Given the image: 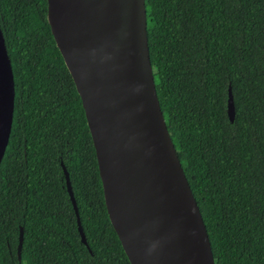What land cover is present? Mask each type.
<instances>
[{"label":"trees","instance_id":"1","mask_svg":"<svg viewBox=\"0 0 264 264\" xmlns=\"http://www.w3.org/2000/svg\"><path fill=\"white\" fill-rule=\"evenodd\" d=\"M47 10V0H0L16 92L0 166V264H130ZM146 10L159 103L215 264H264V0H146Z\"/></svg>","mask_w":264,"mask_h":264},{"label":"water","instance_id":"2","mask_svg":"<svg viewBox=\"0 0 264 264\" xmlns=\"http://www.w3.org/2000/svg\"><path fill=\"white\" fill-rule=\"evenodd\" d=\"M47 21L81 98L110 223L130 264H215L209 235L159 103L146 0H47ZM15 80L0 24V166ZM227 115L235 122L228 90ZM81 242L89 249L66 167ZM23 229L17 248L21 261Z\"/></svg>","mask_w":264,"mask_h":264},{"label":"flooded vegetation","instance_id":"3","mask_svg":"<svg viewBox=\"0 0 264 264\" xmlns=\"http://www.w3.org/2000/svg\"><path fill=\"white\" fill-rule=\"evenodd\" d=\"M0 24H1V22H0ZM3 31V30H2ZM12 134V133H11ZM9 145V144H8ZM7 150V149H6ZM6 153V152H5ZM66 184V183H65Z\"/></svg>","mask_w":264,"mask_h":264}]
</instances>
